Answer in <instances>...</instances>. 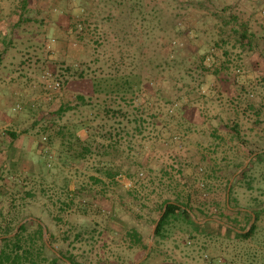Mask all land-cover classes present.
Instances as JSON below:
<instances>
[{
  "label": "rangeland",
  "instance_id": "1",
  "mask_svg": "<svg viewBox=\"0 0 264 264\" xmlns=\"http://www.w3.org/2000/svg\"><path fill=\"white\" fill-rule=\"evenodd\" d=\"M1 22L0 238L28 264H264V0H0Z\"/></svg>",
  "mask_w": 264,
  "mask_h": 264
},
{
  "label": "trees",
  "instance_id": "2",
  "mask_svg": "<svg viewBox=\"0 0 264 264\" xmlns=\"http://www.w3.org/2000/svg\"><path fill=\"white\" fill-rule=\"evenodd\" d=\"M93 84L95 85L94 92H101V90L99 89L101 83L98 81L97 83L93 82ZM110 93L117 94L122 99H126V93H129L135 98V94H136L135 84L132 83L130 79L125 78L123 82L117 81L116 84H114V88H112V91H110ZM78 100L80 104H90L89 100L83 94L78 95ZM145 103H147V100H145ZM74 108L75 107L72 106L70 102L62 103L60 106L61 115L66 111L72 110ZM109 111L110 110H106V113H109ZM163 205H164L163 208L164 213H162V216L156 227L157 235H163L162 231L164 230L165 226L169 223V221L173 217L177 216L178 205L175 202L166 200ZM182 210L184 211L185 215H188L190 217L186 209L182 208ZM190 220L194 223L193 219L190 218ZM38 225L41 228V225L40 224ZM24 230H26V225L22 224L19 227V233ZM38 231L40 233L41 239L43 240V230H38ZM12 232L13 229L7 228L4 231V233H2V236L0 238V241L2 243L0 246V264H28V262L31 260L30 248L33 246L32 243L30 242L31 240L24 241L19 238L20 237L19 234L17 235L18 237L16 236L17 239L15 240L14 244L12 245L7 244L10 241L9 235ZM23 242H25V244ZM26 244L27 247H25ZM41 247L47 248V245L45 244L44 241H42ZM61 257L63 259H66L68 262H70V264H78V262L71 256H66L64 254L63 255L61 254ZM55 258L59 259L57 255Z\"/></svg>",
  "mask_w": 264,
  "mask_h": 264
},
{
  "label": "crops",
  "instance_id": "3",
  "mask_svg": "<svg viewBox=\"0 0 264 264\" xmlns=\"http://www.w3.org/2000/svg\"><path fill=\"white\" fill-rule=\"evenodd\" d=\"M2 8V7H1ZM57 24H59V23H57ZM2 25V22L0 23V26ZM5 48V47H4ZM4 58H5V61H4V64H5V62L6 63H8L9 64V61H8V59H9V53H7L5 56H4ZM11 58V57H10Z\"/></svg>",
  "mask_w": 264,
  "mask_h": 264
},
{
  "label": "water",
  "instance_id": "4",
  "mask_svg": "<svg viewBox=\"0 0 264 264\" xmlns=\"http://www.w3.org/2000/svg\"><path fill=\"white\" fill-rule=\"evenodd\" d=\"M230 186H231V182H230L229 187H228V193H229V190H230ZM165 207H166V206H165ZM162 213H164V210H163ZM161 216H162V215H161ZM160 218H161V217H160ZM160 218H159V219L157 220V222H156L155 229H156V227H157V225H158V223H159Z\"/></svg>",
  "mask_w": 264,
  "mask_h": 264
},
{
  "label": "built area",
  "instance_id": "5",
  "mask_svg": "<svg viewBox=\"0 0 264 264\" xmlns=\"http://www.w3.org/2000/svg\"><path fill=\"white\" fill-rule=\"evenodd\" d=\"M59 85H60V84L57 82L56 85H55V87H57V86H59Z\"/></svg>",
  "mask_w": 264,
  "mask_h": 264
}]
</instances>
